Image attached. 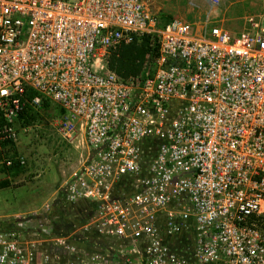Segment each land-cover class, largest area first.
<instances>
[{"label": "built area", "instance_id": "1", "mask_svg": "<svg viewBox=\"0 0 264 264\" xmlns=\"http://www.w3.org/2000/svg\"><path fill=\"white\" fill-rule=\"evenodd\" d=\"M205 14L157 27L140 0H0V141L26 89L58 106L85 149L60 200L87 204L79 236L117 264H264V15L232 33ZM145 34L157 49L139 74L104 67ZM23 227L0 221V264L85 263L68 236L45 230L49 254Z\"/></svg>", "mask_w": 264, "mask_h": 264}, {"label": "rangeland", "instance_id": "2", "mask_svg": "<svg viewBox=\"0 0 264 264\" xmlns=\"http://www.w3.org/2000/svg\"><path fill=\"white\" fill-rule=\"evenodd\" d=\"M140 1L158 21L169 16L195 21L202 26L204 13L208 12L209 19H218V23L231 32L241 29L244 16L264 15V0H217L211 9L205 0ZM139 41L140 38L132 42ZM119 47L109 54L117 53ZM109 54L104 62L108 70L106 63ZM45 101L44 106L40 104L36 107V118L30 124L13 127L16 133L12 146L0 144V159H9L10 166L14 161L21 168L14 175L6 173L0 166V221L20 218L24 224V236L36 240H42L45 230L50 231L57 223L75 218L74 208L61 206L57 194L61 184L78 168L84 155V148L78 140H66L58 132V106L50 100ZM46 206L52 211L48 218L44 213ZM37 247L40 252L51 254L54 251L42 241ZM104 251L97 250L98 256L87 251L88 254L83 255L84 264H105L109 255ZM49 264L76 263L69 254H65L63 260L51 255Z\"/></svg>", "mask_w": 264, "mask_h": 264}, {"label": "trees", "instance_id": "3", "mask_svg": "<svg viewBox=\"0 0 264 264\" xmlns=\"http://www.w3.org/2000/svg\"><path fill=\"white\" fill-rule=\"evenodd\" d=\"M171 17L164 16V18L158 21L157 27L163 26ZM157 44H156V35L155 34H145L140 37L138 43L131 42L128 44L120 45L118 52L111 53L108 56L107 67L118 75L122 79H127L129 77L136 76L144 68V65H147L151 62L153 56L156 53ZM146 55L145 59L144 56ZM144 63V64H143ZM35 95V92L32 89H26L24 91V99L27 102L24 103L22 110L17 115L16 119L13 122V127L15 126H26L31 123L33 119L36 118L37 108L40 104L44 106L45 100L41 98L38 106L32 105L29 100ZM3 124V120L0 116V125ZM1 146L4 145H13L12 140L5 138L0 141ZM1 157V156H0ZM0 166L2 169L9 174H18L21 168L13 161L12 165H5L1 163Z\"/></svg>", "mask_w": 264, "mask_h": 264}, {"label": "crops", "instance_id": "4", "mask_svg": "<svg viewBox=\"0 0 264 264\" xmlns=\"http://www.w3.org/2000/svg\"><path fill=\"white\" fill-rule=\"evenodd\" d=\"M205 16L206 15L204 13V17H203L204 20H205ZM207 21L209 23H211V24H216V25L226 29L225 27H223L222 25H220L218 23L219 20L216 19V18H213L211 20V19H209L207 17ZM191 22H193V24H194V26L196 28H200V24H196L195 21H191ZM202 23H204V21H202ZM238 31H240V30H237L236 32H238ZM84 155H85V149H84ZM57 198H58V200H59L58 202L61 204V206H63V207L64 206H71V207L74 208L75 218L71 219L68 222H64L65 221L64 220L63 221L64 223H57L55 226H53L54 228L50 229L51 236H54V235L68 236V238L70 239L71 243H74L76 246H79L80 248L82 247V251L87 253V254H88L87 251H89V253H98L99 251L97 252V250H102V251L106 250L104 252L107 254L109 252L108 249H106V248H103V249L98 248V247L94 246V244H91V242L89 243V241L87 242V241H85L83 238H81L79 236V234L81 233L80 228H81L82 220H83V218H85L87 216V214L89 212V207L87 206V204H85V203H80V204H77V205H75V204H71V205L66 204L65 202L60 200L59 193L57 194ZM65 208H67V207H65ZM51 212L48 209H47L46 212H44L46 214L47 218H48L49 214H51ZM42 237H43V239L41 240L42 242L47 243L49 245L52 244L51 241H44V234L42 235ZM105 264H117V263L114 261V259L111 256H106Z\"/></svg>", "mask_w": 264, "mask_h": 264}]
</instances>
